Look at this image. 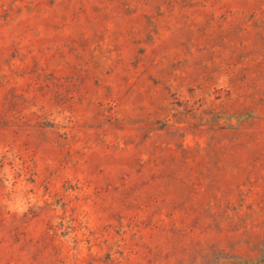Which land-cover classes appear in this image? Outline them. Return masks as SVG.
Returning a JSON list of instances; mask_svg holds the SVG:
<instances>
[{
    "label": "rangeland",
    "instance_id": "rangeland-1",
    "mask_svg": "<svg viewBox=\"0 0 264 264\" xmlns=\"http://www.w3.org/2000/svg\"><path fill=\"white\" fill-rule=\"evenodd\" d=\"M0 264H264V0H0Z\"/></svg>",
    "mask_w": 264,
    "mask_h": 264
}]
</instances>
